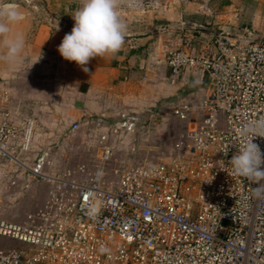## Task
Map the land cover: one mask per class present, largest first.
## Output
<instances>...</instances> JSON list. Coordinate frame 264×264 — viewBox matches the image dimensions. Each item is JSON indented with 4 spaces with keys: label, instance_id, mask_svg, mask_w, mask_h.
<instances>
[{
    "label": "built area",
    "instance_id": "built-area-1",
    "mask_svg": "<svg viewBox=\"0 0 264 264\" xmlns=\"http://www.w3.org/2000/svg\"><path fill=\"white\" fill-rule=\"evenodd\" d=\"M163 2L120 10L147 14ZM182 26L167 53L169 81L175 85L193 72L206 94L174 108L175 116L198 125L190 141L175 144L168 162L132 164L124 154L136 149L116 147L135 132L137 118L119 115L106 128L99 117L92 131L97 164L49 176L48 157L26 164L36 122L21 123L0 90V167L14 163L50 184L29 223L0 219V238L15 244L0 250V264H264V199L229 165L241 143L239 127L264 117V39L250 30L207 28L209 37L199 41L185 29L196 34L201 27ZM253 142L264 152V137Z\"/></svg>",
    "mask_w": 264,
    "mask_h": 264
},
{
    "label": "rangeland",
    "instance_id": "rangeland-1",
    "mask_svg": "<svg viewBox=\"0 0 264 264\" xmlns=\"http://www.w3.org/2000/svg\"><path fill=\"white\" fill-rule=\"evenodd\" d=\"M14 3L30 15L33 35L41 27L70 33L74 26L71 15L81 7V0ZM120 15L129 28L146 16L121 10ZM5 51L0 47V56ZM161 53L165 65L168 50ZM22 55V64L9 65L0 60V90L11 97L21 123L26 119L36 122L33 148L26 164L31 167L36 159L48 157L49 176H59L66 170L80 174L97 164L99 147L92 131L99 117L105 118L106 128L118 122L119 115L137 118L135 132L117 142L116 147L119 152L136 149L135 154H124L132 164L146 160L168 162L175 144L190 141L198 125L193 118L182 120L174 114L175 107L188 102L196 104L205 97L193 72L185 73L175 85L170 83L169 73L168 77H151L140 86H114L94 93L91 107L85 109L78 103L75 79L67 76L68 61L59 52L48 53V47H25ZM40 55L39 62L31 67ZM75 124L81 125L78 132L74 131ZM28 170L14 163L0 167V219L29 223V216L44 203L50 184ZM14 246L12 241L0 238V250Z\"/></svg>",
    "mask_w": 264,
    "mask_h": 264
},
{
    "label": "crops",
    "instance_id": "crops-1",
    "mask_svg": "<svg viewBox=\"0 0 264 264\" xmlns=\"http://www.w3.org/2000/svg\"><path fill=\"white\" fill-rule=\"evenodd\" d=\"M17 6L24 19L10 26L11 35H23L25 47H48V53L57 51L68 33L50 32L41 27L33 35L30 15ZM145 15L144 21L127 28L121 50L114 56L91 60L87 65L89 72L85 73L75 62L68 61L67 76L76 81L80 108L91 107L94 93H103L114 86H140L151 77H168L170 69L167 62L162 65L165 60L160 52L168 50L183 34V22L201 27L196 34L185 29L188 36L194 35L199 41L209 37L207 28L213 32L250 30L264 39V0H215L208 6L164 0L160 9ZM202 91L205 92L204 87ZM12 107L16 112L13 104Z\"/></svg>",
    "mask_w": 264,
    "mask_h": 264
},
{
    "label": "clouds",
    "instance_id": "clouds-1",
    "mask_svg": "<svg viewBox=\"0 0 264 264\" xmlns=\"http://www.w3.org/2000/svg\"><path fill=\"white\" fill-rule=\"evenodd\" d=\"M142 5L143 0H81V7L71 15L74 26L57 51L64 60L75 62L85 73L89 72L87 65L91 60L114 56L125 43L128 26L121 18L120 9L138 10ZM23 19V13L14 2L0 0V46L6 50L0 60L9 65L24 62L25 39L21 34L11 35L10 27ZM40 59L41 55L31 67ZM238 133L241 143L229 161L232 173L251 180L256 185L255 197L264 199V152L253 142L257 137H264V117L248 119ZM218 163L223 164V161Z\"/></svg>",
    "mask_w": 264,
    "mask_h": 264
},
{
    "label": "water",
    "instance_id": "water-1",
    "mask_svg": "<svg viewBox=\"0 0 264 264\" xmlns=\"http://www.w3.org/2000/svg\"><path fill=\"white\" fill-rule=\"evenodd\" d=\"M10 1V0H9Z\"/></svg>",
    "mask_w": 264,
    "mask_h": 264
}]
</instances>
